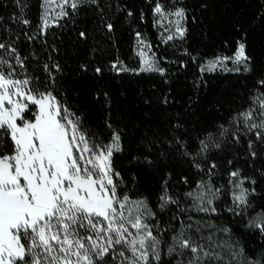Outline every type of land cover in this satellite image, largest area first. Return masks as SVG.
<instances>
[{"label": "trees", "instance_id": "trees-1", "mask_svg": "<svg viewBox=\"0 0 264 264\" xmlns=\"http://www.w3.org/2000/svg\"><path fill=\"white\" fill-rule=\"evenodd\" d=\"M158 4L184 10L182 38L160 40ZM66 12L45 28L42 0H0V68L51 91L91 143L119 136L114 182L120 196L143 199L153 214L146 222L161 241L159 264L191 258L188 251L177 255L173 237L181 232L220 255L210 264H264V230L249 223L264 212V135L258 136L264 130L249 127L264 121V0H80ZM140 38L151 44L162 72L139 70ZM238 43L246 69H200L208 58L232 55ZM249 112L246 124L241 114ZM202 182L219 189L215 212L189 208L186 194ZM237 182L248 193L244 208L230 196ZM110 251L131 256L120 245ZM106 260L127 264L118 255Z\"/></svg>", "mask_w": 264, "mask_h": 264}, {"label": "snow or ice", "instance_id": "snow-or-ice-1", "mask_svg": "<svg viewBox=\"0 0 264 264\" xmlns=\"http://www.w3.org/2000/svg\"><path fill=\"white\" fill-rule=\"evenodd\" d=\"M68 4L69 0L58 4V18L68 15L64 10ZM70 6L76 9L77 0H72ZM155 12L163 15L159 4ZM174 15L182 20L185 13L180 9ZM42 20L45 28L50 26L47 19ZM177 33L182 38L185 30L177 27ZM3 48L5 45L0 43ZM140 55L141 71L157 70L146 53ZM247 59L244 44L238 43L232 57H217L209 63L215 67L226 60L241 64ZM17 63L22 66L18 56ZM13 75V71L5 74L0 68V264H107L109 255L113 260L118 255L127 264H159L161 241L153 236L144 219L153 214L143 200L131 202L127 195L121 198L114 182L119 173L114 172L112 156L119 150V136L115 135L107 146L91 143L79 119L70 118L73 114L51 91L30 88V78L15 79ZM29 112L34 117L31 120L27 118ZM241 115L246 124L252 116L251 112ZM249 127L264 130V121ZM245 195L243 191L234 195V202L245 205ZM169 199L161 197L165 204ZM129 203H134L135 209L128 208ZM141 208L145 213L140 212ZM249 223L264 230V217ZM173 240L179 243L177 255L191 253L186 264H210L221 259L218 253L194 244L191 238L184 239L183 232ZM117 245L130 251L131 256H126L125 251H110ZM174 252L176 247L170 245L168 254Z\"/></svg>", "mask_w": 264, "mask_h": 264}, {"label": "rangeland", "instance_id": "rangeland-1", "mask_svg": "<svg viewBox=\"0 0 264 264\" xmlns=\"http://www.w3.org/2000/svg\"><path fill=\"white\" fill-rule=\"evenodd\" d=\"M79 1L80 0H77V2ZM61 2L62 0H54V2L46 3L45 0H42V17L48 20L49 25L56 23L60 19L58 18V14L60 13L61 9L58 7V4ZM71 2L72 0H69V4L65 5V9H64L65 11L70 6ZM161 9H162L163 15L157 14L154 9V22H155V28L158 33V37L160 38L161 41L165 42V41H168L167 37L170 35L173 36L174 38L179 36L177 33V27H180L182 29L184 27H183V19L180 20L179 17L174 15V13L180 9H164L162 7ZM178 20L180 21L179 25H177ZM42 23H43V20H42ZM43 26H44V23H43ZM141 52L146 53L147 57L150 58L151 63L157 69L155 71L161 70L159 68V64L157 62V59L155 57V52L151 44L144 38H140L136 44V53L138 54L140 58V68H139L140 71L142 68L141 55H140ZM234 53L229 56L217 55L215 57L208 58L201 64L200 69L202 71H238V70L246 69L248 66L247 61L241 64H236L232 60H226V61H223V63H218L215 67L210 66L209 62L216 60L217 57H221V58L222 57H232ZM70 118L74 119L72 116ZM112 143H113V139L109 143L103 146H107ZM242 191L246 193L245 199L247 201L248 193L240 182L235 183L230 192L232 203L237 208H244L246 205L245 204L243 206H238L237 203L234 202V195H239ZM186 195H187V202L191 210L199 212V213H203V212L208 213V212H215V209H216L215 206H216L217 200L219 199L220 192H219V189L215 188L211 183L202 182V183H199L197 186H195ZM123 196H121V198ZM129 199L131 202L143 200V199L130 198V197ZM135 207L136 205L134 203H129L128 205V208H131V209H135ZM200 208H204L206 209V211H200L199 210ZM147 210L150 211L148 206H147ZM145 211L146 210L144 208L140 209V212L142 214L145 213ZM127 214H128L127 211H125V215ZM135 214L136 213L133 212V216H135ZM148 217L149 216H146V215L144 216L145 221ZM256 217H264V212H258L254 214L250 218L249 222L253 221V219ZM256 223H259V221L257 220ZM256 223L250 224V225L257 227ZM150 228L152 230L153 236L159 238V236L156 234V231H154L151 226ZM129 230L131 233H135L136 231L135 229H131L130 227H129ZM132 238H133L132 236H129V239H132Z\"/></svg>", "mask_w": 264, "mask_h": 264}]
</instances>
